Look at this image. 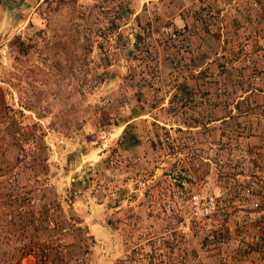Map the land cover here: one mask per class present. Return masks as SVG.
Masks as SVG:
<instances>
[{"label": "rangeland", "instance_id": "1", "mask_svg": "<svg viewBox=\"0 0 264 264\" xmlns=\"http://www.w3.org/2000/svg\"><path fill=\"white\" fill-rule=\"evenodd\" d=\"M216 13L220 18L214 20ZM188 18L207 36L195 37L198 30L185 23ZM164 25L184 27L186 33L172 41L162 32ZM217 31L225 36L223 45L235 48L232 52L245 50V67L251 69L245 84L264 90L259 78L264 69V0H77L59 7L55 0H0L3 264H21L18 252L31 251L36 259L44 249L51 258L42 264H65L66 253L76 262L77 251L83 250L80 241L93 240L84 221L93 220L94 204L99 205V219L117 234L121 251L130 247L131 264H250L259 236L258 258L264 259V222H258L264 211H248L264 202V174L242 180L219 175L227 161L215 166L223 158L207 154L222 150L231 166L237 148L228 140L250 138L252 145L264 140V93L238 98L243 83L239 65L233 79L221 72L236 66L228 55L215 52L220 40L208 35ZM196 41L198 48L193 47ZM247 44L261 50L251 56ZM200 73L203 78L196 79ZM216 73L223 76L214 79ZM232 84L236 89L223 110L233 114L224 124L206 125L209 117L192 113L196 103L208 102L192 94L194 86L209 90L210 101L220 102ZM242 116L249 131L241 130ZM210 142L214 146L206 147ZM171 145L195 146L188 174L202 187L219 191L236 182L245 188L253 181L250 197L244 192L238 199L237 192L229 196L226 216L214 217L207 231L209 222L200 228L180 224L162 208L159 196L171 174L184 170L173 161L181 156L162 151H172ZM255 152L247 155L246 172H251ZM210 168L222 178L215 186H205ZM243 204L237 213V205ZM24 226L47 241L30 242ZM145 234L164 239L160 251L142 242ZM84 235L88 237L82 239ZM141 245L148 248L143 256L147 262L136 259L143 253ZM2 260L0 256V264ZM117 261L127 264L124 258Z\"/></svg>", "mask_w": 264, "mask_h": 264}, {"label": "crops", "instance_id": "2", "mask_svg": "<svg viewBox=\"0 0 264 264\" xmlns=\"http://www.w3.org/2000/svg\"><path fill=\"white\" fill-rule=\"evenodd\" d=\"M161 1L165 2V0H161ZM185 23L188 24V26L191 25L192 27H196V29L198 30L197 31L198 33L195 34V37L198 35H200L202 37L207 36V35H205V32H207V31L204 30L201 33L198 23L195 22V24H194L193 19H191V18L185 19ZM216 33L217 32H215L214 34H216ZM214 34L208 35V36L209 37H215ZM218 34H219V36H217L216 38H218V40L223 38V40H224V37H225L224 34L221 33V35H220L219 32H218ZM192 37H194V36H192ZM209 41L215 42V41H212L211 39H209ZM218 42H219V47L215 48V52H217V54L228 55L229 58L233 59V61H234L233 65L236 66L234 69H230V71L225 70V71H221V72H224L225 74H228V75L231 74L229 76L232 79H233L232 75L234 76V75L238 74L237 73L238 71L241 72L240 77L243 79V83L239 86L238 90L240 91L239 93L242 95H240L241 97H238V98H240V99L243 98L246 93H249V95H254L255 92L263 94L264 93L263 89L258 90L256 88L247 86L245 84L244 79L246 78V75L249 72H251V69H249L248 67H245L246 63H245V58L243 57V54L246 55L245 50L235 51L236 53H234V52H232V49L235 50V48H228L227 45H223V41L221 42V40ZM220 43H221V45H220ZM214 45L215 44H211V46H214ZM199 46H201L200 42L193 44V47H195V48H198ZM245 48L248 51L249 55H251V56H255L256 53L261 50V49L258 50L260 47L257 45L255 46V49L251 48L249 44L245 45ZM212 50H214V49H212ZM223 58H225V57H223ZM222 62L223 61L221 59L219 62L220 65L218 64L221 67H223ZM215 64H216V62L212 63L211 65L214 66ZM238 65H239V70L237 71ZM200 68H203L202 60H201L200 66H199V69ZM204 73H206V72L204 71ZM219 76H223V75L221 73H220V75L216 73L214 79H216ZM196 77H197L196 79H198V78L202 79L203 73L196 75ZM261 77H263L262 80L264 81V69H263L262 73L259 75V78H261ZM211 79H213V78L209 77V80H211ZM205 80L207 81V78H205ZM258 80H260V79H258ZM229 86L231 87V88L227 89L229 93L228 94L226 93L227 95L225 94L224 99L223 100L221 99L220 102H218L219 98H215L213 101H210L209 97L212 95H211V93H209L210 92L209 90L207 91V90H203V89H201V90L196 89L197 87L194 86V89L191 90L192 94H194L195 96H204L205 98L208 99V102L205 104L196 103L191 108L192 113L197 115V116H201L202 114H204L205 117H209L210 122L204 121V123L206 125H211L215 122H219V124H224V121H226L228 118H230V116L233 114L232 112L228 114V112H226L227 109L223 110L225 105L228 104L227 100H225V99L229 96V94L233 93L232 90L236 89L237 84L235 86L233 84L229 85ZM201 93H206V94L203 95ZM228 108L230 109V107H228ZM242 113H243V115L246 114L245 112H242ZM210 115L214 116V118L216 117V119H214L213 117H210ZM242 117H244V123H243L244 126L241 128V130L249 131V122L247 121V118L245 116H242ZM243 124H241V125H243ZM171 128H172L171 126H168L169 131L171 130ZM223 128L225 129V127H223ZM194 130H198V125H196ZM262 131L264 132V130H262ZM262 138H264V135H262ZM185 139H187V138H185ZM220 139H221V141H223L225 139V136L222 132H220ZM228 141L230 142L231 145L235 144L236 148H237V150L235 148H233L234 149L233 150V152H234L233 157H235L236 159H233V160H235V163H233L231 166L228 165L229 160L226 157L222 156L223 155L222 150L211 149L207 153V154H209V156H211V155L213 156V155H215V153H216V155L219 154L218 155L219 157L223 158L224 161H227L224 168L220 169L221 171L219 172V175L224 174L226 177L227 176L230 177V175H231V177L236 176V177H240L241 180L244 178L250 177V174L262 175V173L260 172L259 169H260L261 165H264V153L262 154V152L264 150V147H263L264 140L255 141V145H252L254 141H252V139H250V138L239 137L235 140L230 139ZM191 142H192V140H191ZM185 144H189V141H186ZM193 145H194V143H193ZM193 145L192 146L187 145L186 147H182V148H181V146H179V148H177V149L173 148L171 145L172 151H171V149H166V148L162 149V151L170 153V155H173V156H175L177 154L179 156H181L179 158L176 157V159H173V161L176 162L177 166H181L185 171L189 172V171H191V169H190L191 164H192L191 158H193L191 156H193V151H194L193 147H195ZM207 145L214 146V144L211 142L205 144L206 147H207ZM178 149H180V151L177 152ZM251 149L255 150L256 152L254 155L251 156V158H252L251 165H250V171L251 172H246L247 162L249 161V160L247 161V155ZM258 152H261V153H258ZM164 157L169 158L168 154H166ZM160 158H163V157H160ZM211 170L212 169L210 168L209 169L210 176H208V178H207V180L208 179H211V180L208 182H205V186H215L216 183H221L222 178L217 179L219 176L215 175L216 173H214L212 175ZM160 176H162L161 173H160ZM232 204H235V203H232ZM98 206L99 205L94 204V209L96 210L95 211L96 217H95V213H94V217L92 218L93 219L92 221H89V219H91V218H87V220L84 221L88 225L90 230H92V232L90 231V233L88 235L89 237H91L93 239L92 243H88V240L84 239L85 237L87 238L88 236L84 235L82 237V239H84V240L80 241V243H79V245L82 246L81 248L83 250L77 251L78 252L77 254L80 255L79 259H77V261L75 262L71 258V254L68 255V253H66L67 254V256H66L67 262L65 264H117V262L119 263V261H117L118 258H124L127 264H131L133 254L131 252L130 247L124 246V249H126V250L124 252L121 251L122 246L120 245V240L118 239L117 234L110 227L105 226L104 223L99 219L100 218V214H99L100 210H99ZM243 206H244V204L243 205H237V208H238L237 213L238 212L240 213V211L242 210L241 208H243ZM229 208H231V207H229ZM234 208H236V207H234ZM244 208H246V207H244ZM263 211L264 210L261 211V214L263 213ZM258 214H259V212H258ZM86 215H87V213H86ZM89 222L93 224L92 229H91ZM28 225H30V224L28 223ZM22 229L26 230L25 233L28 234V236H29L28 240L30 242H36L39 245L40 242L47 241V239L44 237V235L43 236L42 235H36L35 233L32 234L30 232V229L27 230L28 226H24V228H22ZM69 237L70 236H68V238ZM68 240H70V239H68ZM262 242H263V239L261 238V236H259L257 238V240L255 241V243H256L255 246L258 248H256V250H253L249 255V263L250 264H264V259L258 258L260 255L259 254V252H260L259 248L261 247ZM2 245H3L2 242H0V256L3 259L2 260V264H3L5 254L2 253V251L4 250V245L3 246ZM127 248L129 249V251ZM139 250H141L143 253H141L136 259H142L143 261L147 262V260H145L146 256H145V258L143 256L146 254L145 252L148 250V248L145 247V245H141V247H139ZM179 252H180V250H179ZM19 253L20 252H18V255H19L18 258L21 257L20 258L21 264H34L35 263V256H34L33 252L30 251V252L25 253L23 255L19 254ZM59 255H61V254H59ZM123 255H124V257H123ZM47 257L49 260V258H51V253ZM52 258L55 260V262H56V260L57 261L59 260L57 253L52 255ZM157 260H160V258ZM251 260H253V261H251Z\"/></svg>", "mask_w": 264, "mask_h": 264}, {"label": "built area", "instance_id": "3", "mask_svg": "<svg viewBox=\"0 0 264 264\" xmlns=\"http://www.w3.org/2000/svg\"><path fill=\"white\" fill-rule=\"evenodd\" d=\"M214 20L219 19L220 16L216 13ZM162 32L170 40L174 41L176 38L185 35L186 31L184 27L174 28L173 25H164L162 27ZM225 161L219 159L215 166L224 165ZM189 172L182 170H175L170 177L167 184H163L161 192L159 194L162 203V208L165 211L172 213L178 220L180 224L183 221L185 224H192L197 227H201L204 222H209L205 228L207 231L211 228L210 222H212L214 217L222 218L225 214V208L229 203V196H233L236 192L235 198H239L240 192H244L246 196L250 197L251 191L254 188V182H249V185L245 188L241 187L236 182H233L232 187H225L219 191H214L209 188L202 187L201 183H196L193 180V176L188 174ZM181 176L189 178V181L185 179H180ZM193 180V182L191 181ZM34 203V201H31ZM185 229V228H184ZM206 238L209 240H214L211 234H207ZM142 242H151L154 248L160 251V246H164V239L156 235L145 234L142 237ZM248 251L249 248L245 247ZM157 250V251H158ZM47 251L44 249L36 257L35 264H42L45 259H47ZM245 257V256H244Z\"/></svg>", "mask_w": 264, "mask_h": 264}, {"label": "trees", "instance_id": "4", "mask_svg": "<svg viewBox=\"0 0 264 264\" xmlns=\"http://www.w3.org/2000/svg\"><path fill=\"white\" fill-rule=\"evenodd\" d=\"M56 1V4H57V6L59 7V6H61V5H73V4H75L76 3V1L77 0H55ZM215 35V37H217V36H219V34H218V31H217V33L216 34H214ZM103 122V121H102ZM103 124H105L104 122H103ZM131 140H132V142H134V144L135 143H137L136 141H137V139H136V136L135 135H133L132 134V138H131ZM260 169H262V170H260V171H262V173L264 174V167H260ZM249 185V182L247 183V185H246V187ZM251 210L252 211H256V212H260V211H262V210H264V202H260L259 203V201L253 206V209L252 208H249L248 209V211L249 212H251ZM226 212H227V207L225 208V212H224V216H226ZM264 222V215H261L260 217H259V219H258V222ZM219 235V234H218Z\"/></svg>", "mask_w": 264, "mask_h": 264}]
</instances>
